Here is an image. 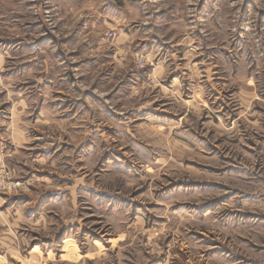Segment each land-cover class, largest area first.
Returning <instances> with one entry per match:
<instances>
[{
  "label": "rangeland",
  "instance_id": "obj_1",
  "mask_svg": "<svg viewBox=\"0 0 264 264\" xmlns=\"http://www.w3.org/2000/svg\"><path fill=\"white\" fill-rule=\"evenodd\" d=\"M0 264H264V0H0Z\"/></svg>",
  "mask_w": 264,
  "mask_h": 264
}]
</instances>
